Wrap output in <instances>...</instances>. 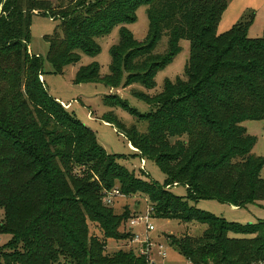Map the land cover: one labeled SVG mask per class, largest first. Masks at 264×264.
Returning <instances> with one entry per match:
<instances>
[{
    "label": "trees",
    "instance_id": "1",
    "mask_svg": "<svg viewBox=\"0 0 264 264\" xmlns=\"http://www.w3.org/2000/svg\"><path fill=\"white\" fill-rule=\"evenodd\" d=\"M227 0H0V233L12 236L0 251L1 264H147L130 249L105 255L107 238L129 239L118 228L135 213L116 214L103 202L105 191L146 195L154 217L206 225L201 236L172 238L193 264H264V220L240 224L199 209L203 199L236 207L264 200V157L252 155L256 137L242 125L264 120V36L250 38L255 13L225 33L218 26ZM148 6L149 34L139 41L125 26ZM34 15L60 23L47 35L48 59L57 72L97 56V38L120 25L111 48V74L97 62L82 66L76 80L153 88L155 75L190 42L186 79L167 80L162 92L137 95L153 105L141 114L116 95L122 106L148 123L140 132L110 111L114 124L141 159L155 160L164 186L144 179L109 154L96 132L53 98L45 85L44 59L29 48ZM167 51L157 52L163 37ZM182 184L186 196L167 187ZM88 221L101 225L104 239L90 236Z\"/></svg>",
    "mask_w": 264,
    "mask_h": 264
},
{
    "label": "rangeland",
    "instance_id": "2",
    "mask_svg": "<svg viewBox=\"0 0 264 264\" xmlns=\"http://www.w3.org/2000/svg\"><path fill=\"white\" fill-rule=\"evenodd\" d=\"M58 3V0H52ZM222 19L218 26V34L221 35L232 28L234 24L242 18L249 17L255 13L252 25L248 30L250 38H260L264 36V0H227ZM58 20L50 16L34 15L31 25V40L29 48L31 51L44 59V76L49 94L57 101L61 102L65 108L70 110L82 123L86 124L96 132L98 142L109 154L124 155L125 158L120 163L129 170L144 179L153 180L164 186L167 176L160 165L151 159H144L142 162L138 151L133 148L128 138L114 124L104 121L103 116L113 111L118 118L127 126H136L140 132L148 130V123L144 120H138L136 115L122 106H108L105 98L108 95H116L124 102H127L131 108H134L141 114L151 112L153 105L145 99L140 98L137 92L143 91L149 95H156L163 91L166 81H176L177 79H186V65L190 52V42L181 40L182 50L164 69L155 75V85L153 88L146 87L137 82L125 86L127 73L124 71L121 82L118 85L106 84L102 81H82L76 80L77 72L82 66L97 62L100 66L102 77L111 74L112 53L111 48L120 42V25H116L112 31L104 36L97 38L101 47V52L97 56H91L81 52L80 60L64 67L62 72H57L54 63L48 59L49 43L47 35L55 33L59 25ZM148 6L142 5L137 9V20L134 23L125 26L134 34L135 38L143 41L149 34ZM168 38L163 37L160 41L157 52L167 51ZM250 134L256 137V144L252 150V155L264 157V120H247L242 123ZM178 196H186L187 189L182 184H175L167 187ZM151 202L146 195L136 194L125 196L116 200L112 209L116 214H122L125 209L131 213L144 211ZM196 206L218 217H223L231 222L240 224L256 223L264 220V200L249 203L244 207H233L229 203L219 202L214 199L200 200ZM4 212L0 210V220ZM156 227L153 238L157 243L165 244L166 258L162 264H193L190 262L176 245L172 246V238H178L184 235L201 236L206 229V225L191 222L183 223L176 219H153ZM90 236L98 239H104V231L101 225L88 221ZM119 233L128 232V222L123 221L118 228ZM10 235L0 233V251H8L6 245L11 240ZM105 255L112 256L120 250H130L128 239L107 238ZM1 264V263H0Z\"/></svg>",
    "mask_w": 264,
    "mask_h": 264
},
{
    "label": "built area",
    "instance_id": "3",
    "mask_svg": "<svg viewBox=\"0 0 264 264\" xmlns=\"http://www.w3.org/2000/svg\"><path fill=\"white\" fill-rule=\"evenodd\" d=\"M144 164V160H142ZM125 197L119 188L107 190L103 196L104 204L112 206L117 199ZM154 207L147 206L144 211L135 213L128 221V232L131 233L128 239L130 248L137 254L147 257V264H162L166 258L165 244L157 243L153 238L156 227L153 223Z\"/></svg>",
    "mask_w": 264,
    "mask_h": 264
},
{
    "label": "crops",
    "instance_id": "4",
    "mask_svg": "<svg viewBox=\"0 0 264 264\" xmlns=\"http://www.w3.org/2000/svg\"><path fill=\"white\" fill-rule=\"evenodd\" d=\"M133 147V146H132ZM134 148V147H133ZM233 207H236V206H233Z\"/></svg>",
    "mask_w": 264,
    "mask_h": 264
}]
</instances>
